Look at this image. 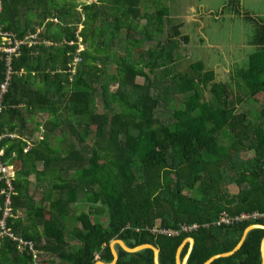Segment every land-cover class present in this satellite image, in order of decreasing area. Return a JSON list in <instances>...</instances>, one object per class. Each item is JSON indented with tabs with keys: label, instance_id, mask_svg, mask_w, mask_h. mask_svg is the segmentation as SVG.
<instances>
[{
	"label": "trees",
	"instance_id": "trees-1",
	"mask_svg": "<svg viewBox=\"0 0 264 264\" xmlns=\"http://www.w3.org/2000/svg\"><path fill=\"white\" fill-rule=\"evenodd\" d=\"M143 1L0 0V33L38 40L21 45L11 63L0 49V93L12 67L0 98V151L3 165L16 169L12 186L0 170V264L111 262L113 240L151 244L161 264H177L188 238L196 241L188 264H204L234 249L249 226L264 225V217L215 224L224 212L264 214V20L229 1L253 23L255 49L231 82L217 81L203 60L175 71L179 39L189 36L180 24L167 27L170 7L154 0L148 12ZM173 88L185 97L182 109L171 105ZM248 101L257 105L254 121L240 109ZM82 193L89 210L73 215ZM195 224L191 233L152 231ZM12 235L31 242L36 257ZM262 240L264 229H253L240 249L211 264H261ZM117 250L116 264H154L153 249Z\"/></svg>",
	"mask_w": 264,
	"mask_h": 264
},
{
	"label": "rangeland",
	"instance_id": "rangeland-1",
	"mask_svg": "<svg viewBox=\"0 0 264 264\" xmlns=\"http://www.w3.org/2000/svg\"><path fill=\"white\" fill-rule=\"evenodd\" d=\"M85 1V0H84ZM154 0H144L143 6L144 10L148 12L154 11L157 7L153 3ZM231 0H162V4L159 7H170V3H173L172 14L177 13L176 17L169 18V27L172 28L177 22H182L186 17L196 10H189L190 5H198L202 7L201 12L208 13L207 15L200 16V22H191L190 26H185L183 28L184 34L188 35L186 32H190L188 36L191 37V42H185L183 39H179V57L174 64L175 71H188L190 69V64L203 60L206 62L209 68H214L217 72V81H228L231 82L232 74L235 69L244 67L247 64L249 54L255 49L252 44V39L254 35V25L251 22L245 20L244 17L235 15L231 8H229L228 3ZM241 11L243 13H249L254 18H259L264 20V0H239ZM83 2V0H81ZM189 5V8L187 6ZM169 29V30H170ZM202 30V31H201ZM169 32V31H167ZM166 34L162 37L165 39ZM122 37H125V30L122 32ZM136 38H140V33H135ZM157 41L145 43V47L149 48L154 46ZM85 47L87 45L85 44ZM102 64L101 62H99ZM109 73L115 72V64L109 65ZM160 75L161 72H160ZM103 78V77H102ZM143 81V78H140ZM117 84H113L111 88L115 90ZM235 92L237 89L233 86L232 88ZM184 95L178 93L175 88H173V103H171L173 108L182 109L184 107ZM99 99L97 104V111L102 112L103 106ZM242 111L248 113L249 118L254 121L256 119L257 105L248 101L243 103L240 107ZM170 116V115H169ZM47 115H39L38 120H46ZM41 133H35L33 141H37L41 138ZM93 138L90 139V141ZM251 156V153H248ZM12 172V170H11ZM33 182H35L34 177H31ZM34 188V184H33ZM230 190L232 193L238 192V186L231 185ZM39 191L40 188H39ZM73 215H79L82 212L89 210V205L86 202L85 194H81L80 202L72 206ZM107 214L103 215L102 223L106 226L108 223ZM22 216V214H21ZM6 217L8 215L6 214ZM5 226V222H2Z\"/></svg>",
	"mask_w": 264,
	"mask_h": 264
},
{
	"label": "built area",
	"instance_id": "built-area-1",
	"mask_svg": "<svg viewBox=\"0 0 264 264\" xmlns=\"http://www.w3.org/2000/svg\"><path fill=\"white\" fill-rule=\"evenodd\" d=\"M0 35L3 36L4 44H6V45L2 46V48L0 47V49L8 52L7 59L9 61V63H11V61L13 60L14 55L20 54L19 50L21 48V45H23V44H29V45L30 44H36L38 41V40H36L37 35H29V36H26L23 40H16V41L14 40L13 34L1 32ZM82 42H83V39L80 37L79 43L81 44ZM75 43H76L75 41H71L69 44H75ZM82 49H84V46L81 44L79 51H81ZM81 61H82V58L80 56H76L75 60H73V62L70 64V69L73 71H76V67ZM11 74H12V67H10L8 79L2 84L1 93H0L1 99H3L5 93L9 90ZM0 140H1V138H0ZM4 154H5L4 150L0 151V170L3 174H5L4 176L7 178L8 183L12 186V180L16 175V169L14 166L3 165L2 156H4ZM11 170H12V172H11ZM2 178H3V176L0 175V179H2ZM7 215L8 216L10 215L9 211L7 212ZM262 217H264V214H262V213H253V214H246V215L244 214L240 217H236L235 219H233L228 215V213L224 212L221 214L220 219L215 224H217V226L223 225V224L230 225L235 220H238V221L239 220H255V219L262 218ZM199 228H200V225L195 224V225H184L182 227L181 231L158 229L157 227L154 228L152 231L154 233H160V234H180L181 232L191 233L193 231H197ZM12 237L14 238V240L20 242V247L28 245L29 249L33 251L34 258L36 257L37 251L34 250V245L31 242H25V241H23V239L14 237V235H12ZM43 264H49V263L44 262Z\"/></svg>",
	"mask_w": 264,
	"mask_h": 264
},
{
	"label": "water",
	"instance_id": "water-1",
	"mask_svg": "<svg viewBox=\"0 0 264 264\" xmlns=\"http://www.w3.org/2000/svg\"><path fill=\"white\" fill-rule=\"evenodd\" d=\"M264 229V225H258V224H254L249 226L248 228H246V230L244 231L243 237L241 239V241L237 244V246L228 251V252H223V253H218L214 256H212L210 259H208L204 264H211L214 260H216L219 257H224V256H229L231 254H233L235 251H237L238 249L241 248V246L243 245L244 241L246 240V237L248 235V233L253 230V229ZM190 243L191 245V250L188 252L187 256L185 257V259L183 260L181 258V252L183 251V249L185 248V246ZM195 239L194 238H188L185 240V242L182 244V246L180 247V249L178 250V254H177V264H188L189 258L191 256V253L195 247ZM116 245H120L123 249L129 251V252H137L143 249H153L154 251V264H161L160 263V259H159V249L156 248L155 246L151 245V244H146V245H142V246H138L136 248H130L127 246V244H125L122 240H113L110 243V247L112 249V253L114 255V259L112 262L106 263L103 262L101 260H98L95 264H116V262L118 261V252L116 250ZM261 254H262V263L264 264V240H262L261 243ZM242 264V263H241Z\"/></svg>",
	"mask_w": 264,
	"mask_h": 264
},
{
	"label": "crops",
	"instance_id": "crops-1",
	"mask_svg": "<svg viewBox=\"0 0 264 264\" xmlns=\"http://www.w3.org/2000/svg\"><path fill=\"white\" fill-rule=\"evenodd\" d=\"M161 2H162V0H160ZM164 1H169V0H164ZM239 1V0H238ZM240 2V1H239ZM164 3V2H163ZM170 5H171V8H173V3L171 2L170 3ZM170 8V9H171ZM187 8H189V5L187 6ZM174 9V8H173ZM189 10H196V12H192L193 14H189L187 17H186V19L184 20V21H182V22H177L176 24H180L181 26H182V29H181V31H182V35L184 36L185 34H184V31H183V28L185 27V26H190V24H191V22H193V23H196V22H200V20L199 19H197V18H199L200 16H203V15H207L208 13H206V12H201V10H202V7L201 6H198V5H190V8H189ZM177 16V13H175V14H172V9H171V15H170V18H172V17H176ZM175 24V25H176ZM202 31V30H201ZM186 33H188V35L190 34V32H186ZM188 35H185V36H188ZM192 40H191V37L189 36V42H191ZM254 225V224H253ZM189 245H190V243H188ZM187 244V245H188ZM186 245V246H187ZM117 246H120V245H116V250H117ZM128 246V245H127ZM185 246V247H186ZM121 247V246H120ZM129 247V246H128ZM122 248V247H121ZM110 249H111V247H110ZM123 249V248H122ZM185 249V248H184ZM183 249V250H184ZM192 248H191V245H190V248H189V250H188V252L191 250ZM125 250V249H124ZM111 251H112V249H111ZM117 252H118V250H117ZM160 252V251H159ZM183 252V251H182ZM182 252H181V258H182ZM188 254V253H187ZM187 254H186V256H187ZM112 255H113V253H112ZM118 256H119V254H118ZM185 256V257H186ZM185 257L184 258H182L183 260L185 259ZM113 259H114V255H113ZM102 261V260H101ZM113 261V260H112ZM111 261V262H112ZM103 262H105V261H103ZM106 263H109V262H106Z\"/></svg>",
	"mask_w": 264,
	"mask_h": 264
}]
</instances>
